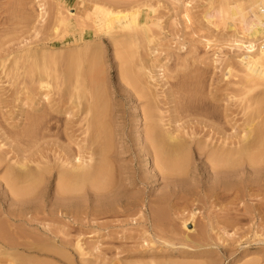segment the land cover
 <instances>
[{"label": "rangeland", "instance_id": "obj_1", "mask_svg": "<svg viewBox=\"0 0 264 264\" xmlns=\"http://www.w3.org/2000/svg\"><path fill=\"white\" fill-rule=\"evenodd\" d=\"M80 1H82L81 6H79ZM215 1L214 0L212 1L209 0H87L86 2V0L84 1L83 0H0V157L3 156L5 160L4 162L2 158H0L3 161V162L0 161V167H1L0 168V211L3 212V215L0 216L1 217L0 224L2 226L5 227L7 226L10 228L12 226L13 229L11 228L10 230L17 231V233L11 231L10 237L13 239L14 238L16 239L18 237L20 238L23 237L21 239L24 240L26 239L25 241H28L30 243L37 244L39 242L37 245H40L41 251L43 249L42 252L40 250H37L30 252V254L29 253L23 254L24 257L26 256L25 257L26 260L27 259L31 260V261L29 260L30 263L33 261L35 263L37 262L38 264H126V263H133L138 261L136 263L145 262L146 264L147 262V264H149L147 259H150L156 263L162 261V263L164 262L165 264L168 263L180 264V262H184L181 264H185V262L186 263L190 262L191 264L192 263L193 264L195 263L197 264L200 263L202 264H206V263L207 264H264V219H262L263 220L262 221L258 216L259 212L262 213L264 212V210L263 208L261 209V207L260 209L259 207H257L258 209L254 211V209L252 208L257 204V201L259 200L258 198L260 199L262 198L264 201V196L262 195V192L255 191L256 190L255 187L253 185H250L248 180L249 178L246 179L245 176H243V178L242 176L241 177L235 176L234 177L235 179L232 178L229 181L227 177H226L227 179L226 181L225 176L223 177L220 176L221 178H224L225 181L224 179L221 178L220 179L218 178L219 180L216 178L217 179L216 181L215 178L213 179V177L210 176L207 178L205 176L206 174L204 172V168H202L204 167L202 165H204L205 161L202 157H197L198 155L195 152L196 150H194L195 148L193 144L190 150V156L193 155V157L191 156L192 160L190 158V161L192 162L194 161V162L193 163L190 162V165L195 164V166L192 165L188 167V172L184 174V177L178 176L180 177L178 178L176 176L175 177L176 179H174V177L167 178V180L161 179V177H159V175L157 174L158 170L153 168V165H149V162H151L150 159L148 160L145 166H143L144 164L142 163L138 164L137 161H134L133 163L129 158L130 154L128 152H125L123 155H121V157L124 159L123 161H118L117 163L115 161L114 162L110 161V167L114 163H116V167L118 166V168L114 169L115 168L114 167L115 164H114L113 168H110L112 170H115V171L111 170L112 172H116L113 174L110 173L112 175H110L109 178L112 179L110 180L112 181L111 183L113 184L118 182L117 180L118 178H116L118 172L117 170L120 168L121 165H122L121 168H128L131 166L135 169L137 166L139 167H137L136 170H134L132 174L129 175L130 179L133 178L135 180L132 179L133 181L130 182L126 181L125 183L127 185L123 182V184L128 186L127 189L129 191H126L127 190L126 189L125 190L126 192L125 191H124L125 193L123 192V195H121V201H122L121 203L124 204L125 201L126 203L128 201L129 204L125 203L126 205H128V207L126 205H124L123 207H118L117 208L118 210L119 209L121 210V208L123 209L121 211H118L116 208H113L112 209L113 211H108L109 212V214L107 213L108 216L107 215L104 216V192H103L104 189H101L103 190L102 192L99 191L95 193L94 191L90 190V188H88L89 190L86 189L87 188L86 187L84 188L86 189V192L84 190L80 192L81 194L79 193L80 196L82 197L78 196L79 195L78 194L77 195L78 197L76 196L77 197L76 199L71 200L72 202L69 200H62L58 196V194H56V191L55 192L53 191V189L56 188V186H54L55 182L53 181L54 178L53 172L55 173L54 169L57 168L56 165L59 166L58 162L62 160L65 152L71 151L70 149L74 150V155L76 154V150H77L76 144L80 146L83 145L82 147L91 146L90 143L91 141L87 135L90 132L87 133V129L86 131L83 130L84 128H86L84 127L86 125L84 118L85 116L83 114L84 116L83 117L81 113V116L84 119L80 117L79 112L82 111L77 110L79 107L78 108L76 107L75 109L73 108L74 107L73 105H69L72 104L74 101L72 103L70 102L73 99H69L70 102L68 101V96L66 95L67 93L64 87L63 78H62V83L60 77H58L59 79L57 78L60 81L59 84L60 85L62 84L63 86L62 85L58 86L56 84L54 85L53 83H51L53 82L51 78L49 77L48 79L46 78L47 83H49L50 80V83L52 84V85L50 84L52 86V87L50 86L51 90L48 91L49 98L47 97V99H51V100H47L44 96V94L47 92V89L40 87L45 85L44 82H46V80L43 82L40 81L39 83L38 82L39 80L36 79L39 73H35V72H37V70L40 69L39 66H41L43 62H45L43 64H46V62H49L52 59L56 58L57 63H60L59 62L60 54L58 53H62V50L63 52L68 50L67 52H65L68 53L67 55L65 53H62L61 55L64 58V61L63 58H61L60 61L64 62V64H66L67 58L70 55L69 50H71L70 53L71 52L73 53L72 50H74V52L77 51L76 49H74V46L82 45L80 43H77V41L81 39L80 35H78L77 32L70 34L63 33L65 32L63 31L65 27L60 24L59 20L65 18L63 15H65L66 13L71 15L69 16L68 14H66V18H65L66 22L67 20L69 21L70 19L71 21L74 20L73 22L80 24L84 22L83 21L85 20L84 16L86 17L88 16L87 19L90 20V18L94 17L92 16L89 18V15L91 13L90 11L91 5L92 6L96 5L101 7L102 5H104L103 8L105 7V5H108L107 7L108 8L111 7L112 9V4H113V10L114 9L124 10V8L127 9L135 8L136 7L135 5H134L135 7L134 6L131 7V5L137 4L138 8L141 7L139 9L140 12L139 17L145 18L148 24L151 25L150 27H152L149 32H151V35L153 36L154 43L148 45L146 44L145 41L142 42V44L146 46L141 44L143 48L139 46L137 49L140 51H137L136 49L137 53H135V49H133L132 53L133 56L135 55L134 56L135 58L132 59L134 60L137 58V60H134V63L132 62L130 65L132 67V70H134V72L137 73L140 72L143 75L142 76L139 73V75H141V77L144 78V79L142 78L143 81L144 82L147 81V83L145 82L146 84H148L149 82L148 84L149 86L145 84L146 87L142 86V89L144 87V89L146 88V90L150 91L149 93L146 94L151 93L152 97L150 95L149 96L151 99L155 98V100L152 99L154 100L153 101L154 104H151L152 100L148 98L149 97L148 95H147L148 97H146L147 98L146 100H148V102L145 100L142 101L139 100L138 102L136 98L130 99V97L127 96L126 91H129L130 87L129 88L125 87L127 84L125 81L122 82L123 80L120 78L121 76L120 73L118 72L119 65H121L123 59L121 60V57L117 55H119V53L121 54V51L114 49V47L111 45L107 37L105 38L104 36L102 43L101 42L98 43L99 44L98 48L96 49L94 48V51L95 50L100 51V52H96V55L97 57L99 55V57L101 58L100 59L98 57V59L100 60L99 63H101L100 68L104 72L105 76L103 72L101 74V76L103 77H101L100 75L99 76L101 80L103 78V81L107 86L106 102L107 104L108 103L109 104L107 105L108 108L106 106L107 108L106 110L110 109L111 111V113L109 111L111 115H109V113L107 112V115H109L108 117L106 116V118H108L109 120L108 121L106 120L103 114L104 107H102L103 110L101 111L102 112L101 115L103 116V120L102 118L100 120L101 126H104V124H106L107 122L109 124L107 125L108 129H104V127L106 128V125L101 129H104L103 132L105 133L107 130H109L110 133L108 131L107 133H109L110 135L107 136H110V139L111 138L114 139L113 141L111 139L110 141L111 144L114 143L116 145L117 142L118 145V142H122V144L120 145H122V147L124 146L123 148H125V146L129 148L133 147L132 144H135V141L137 139V137H135L136 135H134L136 133L133 131L134 129L133 127L135 123L134 121L136 118L135 116L138 117L137 118L138 119L137 130L139 131L138 134L142 136L144 129L143 128L144 122L142 120L141 117L142 115L140 114L141 112L140 110L144 109L146 106L149 105H153L157 107L158 111L156 112L157 113L159 112L158 114H160L158 118L161 116H162L161 118H163V120H161L163 121L162 123L163 125L162 124L160 125L164 126L163 128L165 130L168 129L170 131L171 130L174 131L176 129L175 130L176 132L174 131L175 133L180 132V137L182 138L183 136L185 140L190 139V140H186L190 142L191 139L193 138L196 139V140L193 139L194 141L200 140V142H202L201 139L202 138L205 139L204 137L206 136L208 137V139L206 138L208 141L211 142L210 139H212V144L216 141V139H219V137L221 136L222 138H232L235 140L236 138H238L237 135L239 133L241 134L243 129L246 128L245 126L247 125V123L251 122L253 123L252 124L253 126L256 125L259 126V121H258L259 118L264 119V84L263 86L261 85L262 87L256 88L255 90L252 91L250 90L251 92L247 91L248 92L247 95L246 86L242 77L234 74V77L226 79V77L224 76L226 72L225 71L226 66L229 63L228 60H230V58L232 60L233 58L232 55L233 56L235 55L232 49L230 50L224 48L220 49L221 48L219 46L221 41L220 38L225 37L226 29H224L223 25L221 24V19H219L218 14L216 12ZM138 4L139 5L141 4L142 6H138ZM143 6H146L148 8L146 7L143 8ZM60 7H62L64 10ZM59 10L61 13L59 12ZM86 11H88L87 15H86ZM58 13H60V16L57 15ZM91 15L93 14L91 13ZM76 16L79 18H77ZM185 16L189 17L190 22L187 23L185 21ZM74 18H76L78 22L75 21L76 19ZM58 21L59 24L61 25L59 26L60 27L59 29L57 28ZM207 21H210L211 23H208ZM54 22L57 24L55 25ZM87 22L85 23L86 25ZM52 23H54L53 25H55L56 27L53 25L52 26L55 27L57 30L59 31L60 29L62 30L61 33L58 31L59 34L58 33L56 34V38L54 32L57 30L54 28H50L52 27L51 26ZM87 26H88L87 30H90L89 27L91 26V23H88ZM61 34H63L62 39L58 38V36L60 37ZM148 35H150V33ZM151 35L150 37H152ZM90 38H92L93 40L95 39L94 37H90ZM207 40H209L210 42L207 43L206 42ZM109 45H111V47ZM79 49L77 52H79ZM81 49L82 51L80 50V52H84V49L83 48ZM26 50L29 51L28 52L29 54L30 51L33 52V54L31 53L30 56L29 54H27ZM38 50L48 53L46 55L45 53H43L46 57L47 55L51 54L53 58L52 59L49 58L50 57L49 55L48 58L46 59L47 61H45L44 57H42L43 54L39 51L41 58L38 57L40 60L37 59V57L35 56H38V54H35L34 52L38 53ZM90 51L91 50H88L87 54ZM52 53L58 54L57 57L59 58L54 57ZM25 55H28L29 57ZM32 55L37 59L35 61L38 64L35 63L34 58H32L33 57ZM125 56L127 58L130 57L131 59L129 52H127ZM27 57L29 58L31 65L27 61L28 59ZM30 58H32L33 62L36 65H34L33 62L31 63ZM42 58L44 61H41ZM38 60L39 62H37ZM40 62L41 64L39 65ZM64 64L62 65L61 63L58 64L59 66L57 68L60 69L59 72H61L62 69L61 67ZM29 67L31 69L32 67L38 68L36 69V71L34 69L35 72L33 71V69L31 70L32 72L29 73L30 75L32 74L31 77H29L30 75L27 72L29 71L28 69H30ZM41 67L43 69V66ZM42 69L38 71L40 72V74ZM64 70L65 68L62 69V72H64ZM59 72L57 73V75L59 74ZM33 74H35L34 76L36 75L37 76L33 77ZM62 74L63 73H60V75ZM148 77L150 79H147ZM42 80H44V78ZM58 80H56L57 83ZM41 82L44 85L43 84L40 85ZM183 83H185V85ZM180 84L183 86L181 87ZM190 84H195V87H197L200 84L199 85L200 87H197L199 90L190 91L192 89H197V88H193L194 85L192 86ZM150 86L155 97L152 95L151 90L147 89V87L149 88ZM178 86H180L183 90H185L184 86L185 87L188 86L187 90L184 91L186 92V94H184V92L182 91L184 96L186 95L184 98L185 101L189 100L188 102L182 100L183 95L182 98H180V100L178 99L179 96H181V94L177 97V99L174 98L176 101L173 98L172 99L174 101L170 98V97H174L173 95H170V93L171 94L173 93L172 91L176 92L179 90ZM191 86L192 88L189 89V87ZM54 87L58 89H54ZM61 87H62L61 90L63 91L59 90ZM176 88L178 90H175ZM114 89L116 92H114ZM63 92L65 93L64 95L67 98L65 96L62 97ZM112 93H114V95ZM187 93L189 94L187 95ZM189 95H192V97ZM261 95H263V100L259 101V99H257V102L259 101V103L262 101V105L261 103L259 104L261 105V107L256 103V105L258 106L257 110H259L260 112L259 111L256 112V108L254 104L256 101H254L255 100L254 98H256V96H261ZM252 98L254 99L253 101ZM59 99L61 101L58 103ZM179 101L182 103V106L180 105L181 103H178ZM51 102H53V104ZM65 102H67V104L69 103L68 104L69 109L65 107L66 106ZM58 105L60 109L59 107H57ZM251 105H254V109H255L254 112L260 114V115L258 114L257 116L258 119L257 118L254 119V117H256L255 115H257L255 113H254L255 115L252 117L253 115V112L251 111L252 109L250 110V108L248 107ZM70 107L75 109L74 111H72V113L74 112L76 117L72 114L73 115L72 117H70L71 115L69 116L70 121H67L68 119L65 118V116H67L66 115L67 112L71 113L72 108ZM155 107H151V108H154L155 111L156 110ZM56 108H58L59 110ZM80 110H82V105L80 107ZM44 115L47 116L45 117ZM48 115H50L51 118L53 117L52 120L51 118L49 119L50 116ZM43 116H44L43 122L45 121V118H47L46 121L51 120L49 127L51 126V123L52 126L54 123V126L53 127L51 126L52 128L51 127L49 128L51 129L48 130L49 132H47L42 128ZM89 116H86L87 117L86 119H88ZM71 118L74 119L73 122H71ZM104 119L107 122L106 121L104 122ZM252 119L253 121H251ZM31 120H33V123L36 122H37L36 124H38V122L40 123L39 124L40 126H38L37 128L39 130L35 129L36 127L31 126L32 128H34L32 130L37 131V134L34 131V134H36L37 136L34 135L32 132V136H34V138L31 137L27 139L25 137H20L21 134L19 133L21 131H22L21 133H23L25 129L26 131L30 130L28 129L29 125L34 126ZM81 120L84 121L82 122ZM262 120L260 122H262ZM120 122L124 123V125L121 124ZM69 123L72 124V128L70 127V125H68ZM36 124L35 126H37ZM65 124L67 125V127L69 126V128H67ZM210 125L211 126L213 125V129L214 127L216 128V126L218 127L216 129L220 128L219 129L220 133L215 135L212 134V130H209L212 129ZM258 126H256V128ZM64 128L66 130L65 134H64L65 132ZM69 129L70 132L68 131ZM39 131H41L40 138L38 136L40 135L38 134ZM115 131L117 134L114 133ZM127 131L128 132L131 131V133H128ZM42 132H44L43 134L45 138L42 135ZM67 132L71 133L72 135L70 134L71 136L69 135L68 137ZM83 132L85 133L83 134ZM17 133L19 137L17 136ZM105 133L103 134L105 138H107L106 139L107 142L109 137H107L106 136L107 133L106 134ZM126 133L129 135V138L125 137L127 135ZM186 133L188 135H186ZM189 133L192 134L196 133L197 135L195 134L196 137H194V135L192 136ZM207 133H209V135H205ZM115 134L117 135L118 138L120 137L119 135L121 134L123 140L118 141L117 138L116 141ZM16 136L18 137V139L16 138ZM72 136L74 137L71 138ZM85 136L87 137V140L89 139V142L88 141L84 142L86 140ZM89 136L92 138L91 133ZM188 136L191 138H188ZM14 138H16L17 141ZM22 138L26 140L24 141ZM74 138H78L77 141L79 142H76ZM197 138H201V139L197 140ZM30 139L31 142L29 141ZM72 139L74 140L75 143L73 142V144H70L72 142H69V140L71 141ZM83 139L85 140L83 141ZM183 139L180 140L183 141ZM11 140L13 142L16 141L15 144L16 145L18 144L19 146L18 145L14 146V144L11 143L12 142ZM26 141L29 142L26 143ZM80 141L83 142L80 143ZM8 143L11 146L8 145ZM64 143H68L67 146ZM59 144H61L62 146L64 145L65 148L66 147L68 148L69 146L71 147H69L70 149L66 148V150H69L66 151L65 148L60 146ZM74 144L75 146H73ZM15 147H17L15 152H18L19 150L18 147H21L20 148L21 155L18 152L21 159H23L22 158L23 155L24 158L25 157L27 158L28 162H25L27 160L24 161L25 164H28L27 169L30 168L32 171H34L37 164L36 162H38L37 164L38 171L43 167L44 164H45L44 166L45 169H47L49 167L48 166V162H49L51 168L49 167L50 169L49 168L48 169L49 171L52 170L53 171L49 172L50 173V174L48 173L49 175L45 173L44 175L45 179H43L44 182L41 183L42 184L47 183L46 185L42 186V184L40 183L39 185H41V187L37 186L39 191L36 190L37 189L36 188L35 191H33L30 194L31 196L28 195L23 198L24 200L29 197L28 199H26L27 201L26 200L23 201L21 199L19 201L20 203L17 201L18 204H16L17 202H15L13 206L14 202L11 200V197L13 196L10 195L11 193H8L9 190L8 188L6 189L7 184L4 185L5 184L4 181L6 179L3 178V174H4L3 170L6 169L8 170L10 164H13L12 168L14 167L15 160L17 158L16 156H19L17 153H16L17 155L13 153V149L15 150ZM61 147L64 148L65 152L60 150L62 149ZM94 147L97 148L96 146ZM21 151L24 152L25 154L23 153L22 155ZM62 152L63 155L60 156ZM72 152L73 151H71V153ZM13 154H15V156H13ZM14 157L16 158L14 159ZM118 157L114 156L113 160L117 161L118 159H121V157L120 158ZM127 157L129 159H127ZM56 158H59L57 159V161L59 160L58 162L56 161ZM144 158L147 160V157ZM144 158L142 159L145 160ZM200 159H202L201 161L202 163L198 161ZM54 161L56 163H54ZM135 162L137 163L135 164ZM7 163H9L8 166ZM46 163H47V167H46ZM118 163H120V165ZM16 164H17V160H16ZM5 165L7 167L6 169L4 168ZM16 166L17 165H15V167ZM52 166L53 167L55 166L54 169H52L53 168ZM140 166L142 169L140 168ZM190 168L192 169V171H189L191 170ZM31 170L30 173H32ZM114 174H116V176H114ZM46 175L49 176L47 177V180L45 177ZM113 176L116 178V181L114 182L113 180L115 179L113 178ZM4 177H6V174L4 175ZM247 177H249V175ZM49 178H52L53 182ZM251 178L252 177H250V179ZM168 179H172V180L168 181ZM213 180L215 181L214 183L218 182L219 185H221L222 183L224 188L229 187L228 188L229 192L228 189L226 190L229 194L225 192V194H227L229 198L227 197L225 199L226 195L225 196L222 195L223 198L220 197L221 194H218L219 192L217 194L213 192H206V189L207 188L210 189L214 184L212 183ZM48 182L50 184H48ZM111 183L109 182L110 186ZM128 184H130V186ZM169 184H171L172 186ZM168 185L169 187L170 186L171 187L169 188ZM130 187L133 189H130ZM47 191L48 194L46 193ZM177 191L181 193H178ZM83 192H85L86 194ZM127 192L133 195H129ZM52 193L55 195L52 196ZM33 194H34V199L31 198L33 197ZM39 194H41L43 199L41 196H39ZM148 194L150 195L148 196ZM162 194L165 195L164 198L166 199L163 198ZM45 195L48 197L46 198ZM8 196L10 199L7 198ZM126 196L128 198H126ZM132 196H134L133 199H135L132 201L133 203L131 202ZM158 196L163 198L162 200L164 202H161L162 200L161 198L159 199ZM166 196H168L170 200ZM171 196L174 200L171 198ZM123 197L125 198V200L123 199ZM53 198L55 199L52 200ZM155 198H158L160 201L157 200L158 201L157 202ZM171 199L173 202L171 201ZM51 200L53 201V203H51L52 207L50 204ZM165 200L166 202L168 201V203H166ZM21 201H23V203ZM109 201L111 202L112 199L109 198L108 202ZM61 203L63 205H67L68 203L69 204L76 203L75 205L78 204L77 206H79L80 204V206L77 207V209L73 208V210L72 208H70V211H67L69 210L67 208H65V210L63 208L62 211L58 207L62 205ZM19 204H21L22 206L21 205L18 206ZM53 204L56 207L55 206L53 207ZM137 204L138 206L142 204L143 208L141 206L138 207ZM148 205L150 206L149 208L146 207ZM132 206L134 207L132 208ZM153 206L154 208L159 206L160 209L163 208L164 211L163 209H162L163 212L159 210V207H157V209H153V208L150 209ZM18 207L19 209H21L20 211L18 210ZM12 208H13V212L14 209H16V213H13L12 211L9 212L10 209L12 210ZM54 208H57L56 212L54 211L55 210ZM127 209L130 212L126 211ZM124 210L126 211V213ZM150 210L152 211L155 210V215L157 216L156 219L158 222L157 221L153 222L150 219L151 218ZM71 211L72 213L69 215V212ZM157 211H159V214ZM17 212L19 213V215ZM65 212H67L68 215ZM119 212H122L123 214H120ZM9 213H12L11 215L15 216L14 218L16 219H13V217ZM111 213L112 216H109L111 215ZM124 214L127 216H125ZM191 214L194 216L193 221H188L186 223L185 228H183L182 227L183 221L181 219L183 220H185L186 218L188 219ZM10 216L12 217V219ZM163 216L164 218H162ZM3 222L5 225L2 224ZM153 223L158 226L155 227ZM162 227L165 228L164 229L165 232L161 231L163 230ZM169 232H172V235L170 234L172 237L174 235L173 238L174 240H171L173 242L170 241L171 243L176 244L174 247H169V245L166 246L165 244H162L163 243L162 241L164 239L168 241L170 240L168 238H165L168 237L167 235H169L168 234ZM12 233H14V235L16 236H14ZM185 237H187V241H184ZM161 238L162 240H160ZM35 240H37V242ZM189 240L199 243L200 245H202V247L201 248L196 247L195 244L191 243ZM40 242H42V244ZM49 242L51 243L50 245ZM180 243H186L188 245V248L181 247ZM76 244H78L81 247L80 250L76 248ZM41 245H43L42 249H41ZM46 245L50 247H47ZM49 248H51L52 250ZM54 248L58 249L59 251L55 250L56 253H54L53 255V252H55L53 251ZM44 249H46V251H48L49 249L53 252L52 253L51 251L47 252V253H51V255L50 254L47 255L46 253H43L46 252ZM57 252L61 255H58ZM3 259L4 257L0 256L1 263H3L2 262ZM160 262L159 264H162Z\"/></svg>", "mask_w": 264, "mask_h": 264}, {"label": "bare ground", "instance_id": "obj_2", "mask_svg": "<svg viewBox=\"0 0 264 264\" xmlns=\"http://www.w3.org/2000/svg\"><path fill=\"white\" fill-rule=\"evenodd\" d=\"M209 1H212V0H209ZM81 2L82 1L79 2L80 3L79 6H81ZM86 2H87V0H86ZM88 3H90V2H88ZM215 3H216V12L218 14V17H219V19H221V24L223 25L224 29H226V35H225V37L220 38L221 39L220 44H219V46L221 47L220 49H223V48L224 49H229V50L232 49L233 52H234V55H235V56L232 55V57H233L232 60H231V58H230V60H228L229 63H228V65L226 64L227 66H226V70H225L226 72H225L224 76L226 77V79H229L231 77H234V74L237 75V76L242 77L243 78V81L245 83V86H246V94L248 95V92L247 91L255 90L256 88L262 87L263 84H264L263 83L264 82V0H216ZM95 4H97V3H95ZM134 5L137 7V4H133V5H131V7H133ZM103 6L104 5H102V7L101 6H96V5H93V6L91 5L90 11H91V13L93 15H91V13H90V15L88 13V15H89V18L92 17V16H94V17H92V18H90V20H88L87 19L88 16L87 17L84 16L85 20H83L81 18L84 22L81 21L82 23L79 22L80 24L75 23V22H73L74 20L71 21L70 19H69V21L67 20V22H66L65 18H66V14H68V13H66L65 11L64 12L66 14L65 15L62 14L65 18H62V15H61V18L62 19H60L59 21H60V24L65 27V29L63 30L65 32H63V33L70 34V33L77 32L78 35H80V37H81V39H79L77 41V43L82 44V45H75L74 46V49H76L77 51L80 48L79 49V52H77V51L74 52V50H72L73 53L72 52L70 53L71 50H69V54L70 55H69L68 58L66 57L67 58L66 64H64V62H61L60 59L63 58L61 56L62 53H65L68 50L65 51V52H63V50H62V53H58V54H60L59 55L60 56L59 62L61 63V65L64 64L63 66H65V67H63V66L61 67L62 69L65 68L64 72H62V69H61V72H59L60 69H58L57 67L59 66L58 64H60V63H57L56 58L55 59H52L53 56H51V54H49L50 55L49 58L52 59V60L50 59L51 61L48 60L49 62H46V64H43L45 62H43L42 64H41V62L39 63V65L41 64V66H43V69L39 65L38 66H39L40 69L32 67L33 71H34V69H35V71H36V69H38L37 72H35V71L34 72L35 73H39V74H40V72H38V71H40L42 69L41 74L40 75L38 74V76L36 75L37 76L36 79L39 80L38 81L39 83H40V81H42V82L45 81L46 78L48 79V77H49L53 81L51 83H53L54 85L56 84L58 86H61L62 84L61 85L59 84L60 81L58 80L59 79L58 77H60L61 83H62V78H63V83H64V87L66 89V93H67L66 95L68 96V101H69V99H73L71 102L69 101L70 103H72L74 101L72 104H69V103L68 104L69 105H73L74 106L73 108H75V109H76V107L77 108L79 107L77 110L78 111H82V112H79L80 113V117H82L83 114H84L85 117L84 116L83 117L85 118V124L87 125L86 126L84 124L85 125L84 127H86V128H84L83 130L86 131V129H87V133L90 132L91 133V136H92V138H91L89 136L90 133L87 134L88 137H89V139H90V141H91L90 142L91 143V146L82 147L83 145L80 146V145L76 144L77 150H76V154L75 155H74V150H72V149L69 148L71 146L68 145L69 146L68 148L71 151H73L72 152L73 154L71 153V151L66 150L67 147L65 148L64 145L62 146L61 144H59L60 146L64 147L66 151H69V152H65L64 151V148L61 147L62 149H60V150L64 151L65 154L63 155V152H62V154H60V156L63 155L64 157L62 158V160H60V161L58 160L59 162L57 161V159H59V158H56V161L59 163L58 164L59 166H57L56 164H54V165H56L57 168L54 169L55 166L54 167L52 166L53 167L52 169L55 170V173L53 172V174H54L53 181L55 182L54 183V186H56V188L53 189V191L54 192L56 191V194H58V196L62 200H69V201H71L73 199H76L78 196H80V194H81L80 192L81 191H84L85 190V192H86V189H88V188H90V190L94 191L95 193L96 192H99V191L102 192L103 190H101V189H104L103 192H104V216H105V215H107V213L109 214L108 211H113L112 210L113 208H116L117 209L118 207H123L124 205L129 204L128 201H127V203H126V201L125 202L123 201L124 204L121 203L122 202L121 201V195H123V192L128 188V186H126L127 184L125 182L126 181L127 182H130V181L135 180L133 178H132L133 180L130 179V176L129 175H131L132 172L134 170H136L137 167H139V166H137L135 169L133 167H131V166L128 167V168H121V166H122L121 165L120 168L117 170L118 172H117V177L116 178H118L117 179L118 182L115 183V184L111 183L112 182L111 181L112 179L109 178V177H110V175H112L113 173H116V172H112V171H115V170H112L110 168H113V165L114 164H115L114 165V167H115L114 169L118 168V166L116 167V163L118 161H123L124 160L121 157V155H123L125 152H128L130 154V157L129 158L131 159V162L134 163V161H137L138 164H140V163L144 164L143 166H145L147 164L148 160L150 159L151 162H149V165H153V168H155V169L158 170L157 171L158 172L157 174L159 175V177H161V179H164V180L166 179L167 180V178H171V177H174V179H176L175 178L176 176L177 177L178 176H183L184 177V174H186L188 172V167H190L192 165L195 166V164L190 165V162H192V161H190V158H191V156L193 157V155L190 156V150H191V146L193 144L194 145V148H195L194 150H196L195 152L198 155L197 157H202L204 159V161H205L204 162V165H202L204 167H202V168H204V172L206 174L205 176L207 178L210 176V177H213V179L214 178L215 179L216 178L217 179L218 178L220 179L221 177L225 176V179L227 177V179L229 181L232 178H234L235 176H238V177H241L242 176V178H243V176H245L246 179L249 178L248 179L249 180V183H250V185H253L255 187V189H256L255 191L262 192V195L264 196V194H263V191H264V128H263L264 127V124H263L264 122H263V120L264 119L263 118H261V119L259 118V120H258L259 121V126L256 125V126H258L257 128H256V126H253L252 125L253 123H251V122H249L250 124L247 123V125L248 124L249 125L248 126L246 125L245 126L246 128L243 129L242 133L241 134L239 133L237 135L238 136V138H236L237 140L236 139L234 140L232 138H222V136H221V137H219V139H216L215 142L217 144L215 142H214L215 144L214 143L212 144V139H210L211 140V142H210V141L207 140L208 139L207 136L204 137L205 135H209V133H207L204 136H202L205 139L207 138L206 140L203 139V138L202 139L201 138H197V140L198 139H201L202 142H200V140L194 141L193 139H195V138H193V139H191V142H190V141H186V140H190V139H186L185 140V138L183 136L181 138L179 131H178L179 133H175L176 132L175 131L176 129L174 130L175 132L173 130H171V131L168 130V129L165 130L163 128L164 126H161L160 125V124L163 123V121H161V120H163V118H161L162 116L159 117L160 119L158 118V116H160V114H158L159 112L158 113L156 112V111H158L157 107H155L153 105L147 104V105H149V106H146L147 108L145 107L144 109L140 110L141 112L139 111L140 114L142 115L141 117H142V120L144 122V125H143L144 126L143 127L144 128L143 129V135L141 134L142 136H140V134H138L139 133V131L137 130V126H138V119L137 118L138 117L135 116L136 118H135V121H134L135 123H134V127H133L134 129H133V131L136 133L134 135H136L135 137H137V139L135 141V144H132L133 147L132 148H129V147H126L125 146V148H123L124 146L122 147V145H120V144H122V142H118V145H117V142H116V145L114 143L111 144L110 141H111L112 138L110 139V136H107V135H110L109 134L110 133L109 130H107L109 133H107V131L105 130L107 134L105 132H103L104 129H108L107 128V125L109 124L106 121V120H108V118H106V116L108 117L109 115H111L110 114L111 113L110 109L109 110H106L108 108L107 105L109 104V103L107 104V102H106V99H107L106 98V96H107V93H106L107 92V86H106L105 82L103 81V78H102V80L100 78V76H101V74H102L103 71L100 68L101 67V63H99V61H100L98 59L99 55H98V57L96 55V52H100V51H98V50H95L94 51V48L95 49L98 48V45H99L98 43L99 42L102 43V40H103L104 36H105V38L107 37V39L109 40V42L111 43V45L114 47V49H116L118 51L119 50L121 51V54L122 55L118 52L119 55H117V56L121 57V60L123 59L124 61L122 60L121 65H119L118 72L120 73V76H121L120 78L123 80L122 82L125 81L126 84L128 85V86L126 85L125 87H127V88L130 87L129 91H126L127 96L130 97V99H135L136 98L138 100V102H139V100L140 101L145 100V101L148 102V100H146L147 99L146 97H148L149 95L151 96V93L150 94H146V93H149L150 91L146 90V88L144 89V87H146L145 84L147 83V81H145L146 82L145 83L143 81L144 78L141 77L142 74L139 72L141 74V75H139V73L134 72V70H132V67H131L130 64L132 62L134 63V60H137V58L134 59V60L132 59V58H135L134 57L135 55L133 56V53H132L133 49H135V53H137L136 52V49L139 46L142 47V45H144V44H142V42L145 41L146 44H148V45H150V44H152L154 42H153V36L151 35V32H149L150 29L152 28V27H150L151 25L148 24V22H147V20L145 18L139 17V13H140L139 12V9L141 7H139V8L137 7L136 8L134 6L135 8H130L129 7L130 9L124 8V10H122V9H119V10L114 9L113 10V4H112V9H111L110 6H109L110 8H108L107 7L108 5H105L104 8H103ZM138 6H142V5L141 4L140 5L138 4ZM121 7H123V6H121ZM145 7L146 6H143V8H145ZM60 8H62V7H60ZM116 8H119V7H116ZM146 8H148V7H146ZM59 12H60V10H59ZM87 12L88 11H86V15H87ZM60 13H58L57 15L60 16ZM68 15L71 16L70 14H68ZM149 17H147V18H149ZM77 18H79V17H77ZM74 19H76V18H74ZM87 20H88V22H87ZM59 21H58V26H57L58 29L60 28L59 26H61L59 24ZM75 21H77V19ZM185 21L187 23L190 22L188 16H185ZM55 22H57V21H55ZM86 22H87V25H88V23H91V26L89 27L90 30H87V27L88 26L85 24ZM207 22L208 23H211L210 21H207ZM54 23H52L51 26ZM56 24L57 23H55V25ZM55 25H53V26H55ZM53 26L50 27V28L56 29L55 28L56 26L55 27H53ZM74 29H77V30H74ZM58 31L59 30H57V31L54 32L55 38H56V34L58 33ZM59 32L61 33L62 30L60 29ZM149 33H150V35L152 37H150V35H148ZM62 35L63 34H61L60 37L58 36V38H61L62 39V37H63ZM90 37H94L96 40L94 39L95 40L94 41ZM57 40H59V39H57ZM108 40H107V42H108ZM206 42L209 43L210 41L207 40ZM111 45H109V46L111 47ZM144 46H146V45H144ZM64 48H66V47H64ZM81 48L84 49V52H80V50L82 51ZM37 49H35V50H37ZM88 50H91V51L87 54V51ZM26 51H27V54H29L28 53L29 51L28 50H26ZM33 51H34V49H33ZM39 51L40 50H38V53L34 52L35 54H38V56H35V57H37V59L41 58ZM45 51H47V50H45ZM59 51H61V50H59ZM113 51H115V50H113ZM137 51H140V50L137 49ZM40 52L42 54L45 53V52H42V51H40ZM56 52H58V51H56ZM127 52L130 53V56H131V53H132L131 59H130V57H128L129 58L128 59L125 56L127 54ZM31 53L33 54V52L30 51V54H29L30 56H31ZM46 54H48V53H45V55ZM55 54L52 53V55H54V57H57L58 54H56V56H55ZM65 54L67 55L68 53H65ZM99 54H101V53H99ZM45 55L43 54L42 57H44L45 61H47L46 59L48 58L49 55H47V57ZM25 56H28V55H25ZM117 56H116V58H117ZM35 57L34 56L32 57V58H34V61L37 60ZM114 57H115V55H114ZM32 58H30L31 59V63L33 62ZM57 58H59V57H57ZM66 58H65V61H66ZM39 60L37 62H39ZM117 60H119V59H117ZM27 61L30 64L29 58L27 59ZM41 61H44L43 58L41 59ZM63 61H64V58H63ZM35 63H36V61H35ZM35 63H34V65L38 64V63H36V64ZM99 64H100V66H99ZM139 65H142V64H139ZM32 66H33V64H32ZM234 66L236 68H238V69H236ZM139 68H140V66H139ZM32 69L31 68L28 69L29 70V71H27L28 74L30 72H32L31 71ZM102 69H103V66H102ZM141 69H142V67H141ZM234 69H236V70H234ZM58 72H59V74L57 75ZM60 73H63V74L60 75ZM103 74H104V72H103ZM31 75L29 77H31ZM34 75L35 74H33V77H36ZM104 76H105V74H104ZM42 77L44 78V80H42L43 79ZM101 77H103V76H101ZM38 78H40V79L42 78V79L40 80ZM147 79H150V78L148 77ZM56 80H58V83H57ZM42 82H41L40 85L43 84ZM51 83H50V80H49V83H47V80H46V82H44L45 85L43 84L44 86H40L39 85L40 87H43L44 89H47V92L44 94V96H45L46 99H47V97L49 95L48 94L49 93L48 91L51 90L50 89V86L52 85ZM148 84H149V82H148ZM148 84H146V85H148ZM183 84L185 85V83H183ZM190 85H192V86L194 85L193 88L200 87L199 86L200 84L197 87H195V84H190ZM142 86H144L143 89H142ZM151 86L149 88L147 87V89L151 90ZM180 86L182 87L183 85L180 84ZM180 86H178L179 90L182 89ZM192 86L189 87V89L192 88ZM187 87L188 86H186V87L184 86L185 90L182 89L181 91H179L176 88L175 90H178V91H176V92L175 91H172L173 93L172 94L170 93V95H173L174 97H170V98L171 99L172 98L173 99L174 98L177 99V97L181 94V96H179L178 99L180 100V98H182V95H183V99L182 100L185 101L184 98H185L186 95L184 96V94H186V92H184V91L187 90ZM54 89H58V88H55L54 87ZM61 89H62V87L59 90H61ZM115 89H114V92H116ZM193 90L194 91L195 90L198 91L199 89L198 88L197 89H192L190 91H193ZM61 91H63V90H61ZM182 91L184 92V94H183ZM151 92H152V90H151ZM189 93H187V95ZM64 94L65 93L63 92L62 97L65 96ZM112 94L114 95V93H112ZM152 95L154 96L153 92H152ZM170 95H168V96H170ZM150 96L148 97L150 100H152V99L155 100V98H152L151 99ZM189 96L192 97V95H189ZM261 96H256V98H254L255 100L252 98V101L253 100L256 101L254 103L255 104V108H256V112L259 111V110H257L258 106L256 105V103L258 105L261 103V105H262V101L259 103L260 100H263V95H261ZM111 97H113V96H111ZM257 99H259L258 102H257ZM47 100H51V99H47ZM154 100H152V102ZM60 101L61 100L59 99L58 103ZM169 101H170V99H169ZM173 101H171V102H173ZM188 101L189 100H187L185 102H188ZM53 102H51V103L53 104ZM67 102H65L66 103V106L65 107H67L69 109ZM152 102H151V104H154V102L153 103ZM173 103H175V102H173ZM178 103H181V102L179 101ZM52 104H50V105H52ZM59 105L57 107H59ZM81 105H82V110H80ZM180 105L182 106V103ZM186 105H187V103H186ZM261 105H259V106L261 107ZM62 106H64V105H62ZM106 106H107V108H106ZM150 106L151 107H155L156 110L154 111V108H151ZM102 107H104V111H103L104 113L103 114H104V116L106 118V120L104 119V122L105 121L107 122L106 124H104V122H103V124H104V126L106 125V128L104 126H101V121H100L101 118L103 120V116L101 115V113H102L101 111L103 110ZM248 107L250 108V110L252 109L251 110L253 112L252 117L255 114H257V115H255L256 117H254V119L255 118L258 119L257 116H258L259 113L254 112L255 111L254 105H251V106H248ZM260 107H259V109H260ZM70 108H72V107H70ZM73 108L71 109V113H68V112L66 113V115L68 116V117L65 116V118L68 119L67 121H70L69 120V116L70 115H71L70 117H72L73 115L76 117V115L74 114V112L72 113V111L75 110ZM56 109H58V108H56ZM59 109H60V107H59ZM118 109H119V107H118ZM109 111H110V113H109ZM107 112L109 113V115H107ZM252 112H251V114H252ZM81 113H82V116H81ZM119 114H120V112H119ZM123 115H124V113H123ZM44 116L42 117L43 118L42 119L43 126H42V124H41V126H42V128L44 130H46L47 132H49L48 130H51L49 128L52 126V123H51V126L49 127L50 121L52 120L53 117L51 118V116L48 115V116H50L49 119L51 118V120L46 121L47 118H45V121L43 122ZM86 116H89L88 119H86L87 118ZM116 116H118V115H116ZM83 117H82V119H84ZM121 117H123V116H121ZM58 118H57V120H58ZM73 120L74 119L71 118V122H73ZM115 120H116V118H115ZM261 120H262V122H260ZM31 121L33 123V120H31ZM40 121H41V119H40ZM81 121L83 122L84 120H81ZM251 121H253V119ZM36 123H33L34 126L33 125H29L28 126L29 127L28 129H30V130H27L26 131V129H25L23 133H21L22 132L21 131L19 133V134H21L20 137H25L27 139L28 138H31V137L34 138V136H32V132L34 134V131L35 130H32V129H34L32 127H36L35 129H37L38 126H40L39 125L40 124L39 122H38V124H36ZM65 123H66V120H65ZM35 124L37 126H35ZM121 124L124 125V123H121ZM257 124H258V122H257ZM68 125H70V127L72 128V124L69 123ZM53 126H54V123H53ZM252 126L254 127L255 130L253 129ZM66 127H67V125H66ZM102 127H104V129H101ZM210 127L212 129H209V130H212V134L215 135V134L220 133V131H219L220 128L219 129H216V128H218L217 126H216V128L214 127V129H213V125L212 126L210 125ZM67 128H69V126ZM121 129H122V127H121ZM37 130H39V129H37ZM64 130H65V128H64ZM68 131L70 132V129ZM40 132L41 131H39L38 134H40ZM35 133L37 134V131H35ZM43 133L44 132H42V135L44 136ZM65 133H66V130H65L64 134ZM84 133L85 132H83V134ZM103 133H105L106 136L109 137L110 140L108 139L107 142H106V139L107 138H105V136H104ZM114 133H116V131ZM128 133H131V131L128 132ZM36 134H34V135H36ZM46 134H48V133H46ZM67 134H68V137H69V135L71 133H68L67 132ZM116 134H115V136H116V139L115 140L117 141V138L118 137H117ZM189 134L192 135V136L194 135V137H196L195 136L196 133L195 134L189 133ZM186 135H188V134L186 133ZM17 136H18V133H17ZM17 136H16V138L18 139L19 136L18 137ZM36 136H35V138H36ZM38 136L40 138L41 137V134L38 135ZM119 136L120 137L118 138V141L123 140V137H121V134ZM189 136H188V138H191ZM73 137L74 136H72L71 138H73ZM125 137L126 138L127 137L129 138V135L127 134ZM16 138H14V139L16 140ZM44 138H45V136H44ZM131 138H132V136H131ZM140 138H141V141H140ZM14 139H13V141H14ZM22 139L24 140V138H22ZM74 139H75L76 142H79V141H77L78 138H74ZM89 139L87 140V137H86V140L83 139V141L85 140L84 142H86V141L89 142ZM180 139H183V141L180 140ZM113 140L114 139H112V141ZM13 141L11 143H13L14 146H17L18 144L17 145L15 144V142L17 140L15 142H13ZM29 141L31 142V139ZM29 141H26V143L29 142ZM218 141H219V143H218ZM67 142H68V140H67ZM69 142H72L70 144H73L74 140L73 139L71 141L69 140ZM82 142L80 141V143H82ZM64 144L67 146L68 143H64ZM8 145H10V144L8 143ZM73 146H75V144ZM94 146H96L97 148H95ZM16 148L17 147H15V150L13 149V153H15V154L17 153L18 154V152H19V154L21 155V153H20V148L21 147H18V149H19L18 152H15L16 151ZM192 150H193V148H192ZM23 153L24 152H22V155H23ZM192 153H193V151H192ZM15 154H13V156H15ZM20 155L19 156H16L18 159L16 157H14V159L16 158V160H17V164H16V160H15V165L18 166V167L16 166L18 169L15 167V165H14L15 169H14V167L12 168V165L13 164H10L11 167L9 165L10 168L8 167V170L6 169L7 168L6 165L4 166V168L6 170H3L4 171L3 172L4 173L3 174V178L6 179L4 181V183H5L4 185L7 184L6 185L7 186L6 189L8 188V190H9L8 193H11L10 195L13 196V197L10 196L11 197V200L14 202L13 203V206H14L15 202H17V201L19 202L21 199L23 200V198L26 197V196H28V195L31 196L30 194L33 191H35V189L37 188V186H40L41 187V185H39V184L41 182L42 183L44 182L43 179H45L44 178L45 173H47V175H49L50 174L49 172H52L53 171V170L52 171H49V169L51 168V166L49 165L50 164L49 162H48V166L50 167V168L48 167L49 169L48 168L45 169V167H44L45 164L43 163L44 164L43 167L41 169H39V171H38V169H37L38 168V166H37L38 162H36L37 163L36 164V167H35V170L36 171L35 170L32 171L29 167H28L29 169H27V165L28 164H25V162H28V160H27L26 157L24 158V155L22 156L23 159H21ZM114 156H116V157L120 156L122 160L121 159H118L117 161L116 160H113ZM120 157H118V158H120ZM144 157H147V160ZM0 158H2V160L5 162L3 156L0 157ZM129 158L127 157V159H129ZM142 158H144L145 160H143ZM60 159H61V157H60ZM2 160L0 159V161H2ZM25 160H27V161H25ZM191 160H192V158H191ZM110 161H113V162L115 161L116 163H114L110 167ZM198 161L201 162L202 159H200ZM137 162H135V164ZM13 163H14V161H13ZM39 163H41V162H39ZM54 163H56V162L54 161ZM124 163H125V161H124ZM8 164L9 163H7V166H8ZM118 164L120 165V163H118ZM46 167H47V163H46ZM58 167H59V169H58ZM140 168H141V166H140ZM56 169H58V170H56ZM30 170H31L32 173H30ZM189 171H192V169L189 170ZM110 173H112V174H110ZM5 174H6V177H4ZM47 175L45 176L46 177V180H47V177H49ZM248 175H249V177H247ZM114 176H116V174H114ZM114 176H113V178L115 180H113V182L116 181V178ZM185 177H186V175H185ZM250 177H252V178L250 179ZM178 178H180V177H178ZM49 179H51V181H52V178H49ZM217 179H216V181H217ZM221 179H224V178H221ZM225 179H224V181H225ZM227 179H226V181H227ZM164 180H162V181H164ZM169 180H172V179H168V181ZM56 181H57V184H56ZM141 181H143V180H141ZM109 182L111 183V186H110ZM123 182L126 185L123 184ZM175 182H177V181H175ZM179 182H180V179H179ZM214 182L215 181L213 180L212 183H214ZM46 184H42V186L43 185H46ZM48 184H50V183L48 182ZM132 184H134V183H132ZM128 185L130 186V184H128ZM169 185H171V184H169ZM169 185H168V187H169ZM221 185H222V183H221ZM221 185H219L218 182H216V183H214L212 185V187L210 189L207 188L206 189V192H213V193H216V194L219 192L218 194H221L220 197H222V195H224V196L226 195V197H225V199H226L228 197L227 194H229L228 193L229 192V189H228L229 187H225L224 188L223 185L222 186ZM134 186H136V185H134ZM84 188H86V189H84ZM46 189H47V187H46ZM130 189H133V188L130 187ZM227 189H228V192L226 191ZM36 190L39 191L38 188ZM126 191H129V190L127 189ZM230 191H231V189H230ZM41 192H39V193H41ZM85 192H83V193H85ZM225 192H227V194H225ZM46 193L48 194V191ZM53 193H52V196L55 195ZM178 193H181V192H178ZM36 194H37V192H36ZM259 194H258V196H259ZM129 195H133V194H129ZM149 195L150 194H148V196ZM178 195H180V194H178ZM39 196H41V194H39ZM172 196H171V198H172ZM41 197H40V199H41ZM47 197L48 196H46V198ZM80 197H82V196H80ZM133 197L134 196L131 197L132 200L130 199L131 202L133 200H135V199H133ZM164 197H165V195H163V198ZM166 197H168V196H166ZM7 198H9V196ZM28 198H26V199H28ZM31 198L34 199V194H33V197H31ZM109 198L112 199L111 202L110 201L108 202ZM126 198H128V197L126 196ZM158 198L160 199L161 197L158 196ZM158 198H155L156 201L157 200L160 201ZM163 198H161V200ZM26 199H24V200H26ZM33 199H31V200H33ZM42 199H43V197H42ZM54 199L55 198H53L52 200H54ZM123 199L125 200L124 197H123ZM164 199H166V198H164ZM168 199H169V197H168ZM172 199H171V201H172ZM258 199L259 200L257 201V204L252 207L254 209V211H256L258 209L257 207H259V209L261 207V209L263 208V210H264V201H263V199L262 198L261 199L258 198ZM52 200H51V202L49 201L50 204L53 203ZM23 201H21V202L23 203ZM147 201H145V202H147ZM149 201H150V199H149ZM4 202H5V200H4ZM18 202L16 204H18ZM66 202H68V201H66ZM134 202H136V201H134ZM139 202H140V200H139ZM145 202H143V203H145ZM161 202H164V201L162 200ZM165 202H166V200H165ZM132 203H130V204H132ZM154 203H155V201H154ZM166 203H168V201ZM75 204H73V203L72 204H69L68 203L67 205H63L62 204L60 206H58V205L57 206L61 210L63 208L65 210V208H67V209H69L67 211H70V208H72V210H73V208H76L77 209V207L80 206V204H79V206H77L78 204L77 205H75ZM20 205L21 204H19L18 206H20ZM149 205L146 206V207L149 208L150 207ZM54 206L55 205L53 204V207ZM126 206L128 207V205H126ZM137 206H138V204H137ZM140 206L142 207V204H140ZM140 206H138V207H140ZM51 207H52V204H51ZM133 207L134 206H132V208ZM157 207H159V206H157ZM157 207L154 208V206H153L150 209H152V208L153 209H157ZM15 208H16V206H15ZM59 208H58V210H59ZM54 209H55L54 211L56 212L57 208H54ZM162 209H160V207H159V210L162 211ZM8 210H7V212H8ZM18 210L20 211L21 209H19V207H18ZM121 210H123V209L121 208ZM121 210L119 209L118 211H121ZM11 211L13 212V208H12V210L10 209L9 212H11ZM126 211H129V210L127 209ZM126 211H125V213H126ZM163 211H164V209H163ZM150 212H151L150 213V217H151L150 219L153 222L154 221H157V219H156L157 216L155 215V210L154 211L150 210ZM157 212L159 214V211H157ZM13 213H16V209H14V212ZM65 213L67 214V212H65ZM71 213H72V211L69 212V215ZM119 213L120 214H123L122 212H119ZM9 214L11 215L12 213H9ZM2 215H3V212L0 211V216H2ZM18 215H19V213H18ZM161 215H162V213H161ZM109 216H112V213ZM125 216H127V215H125ZM258 216H259V218L261 220L264 219V212H262V213L259 212ZM12 217H13V219H16V218H14L15 216H12ZM12 217H11V219H12ZM4 218H2V219H4ZM162 218H164V216ZM193 218H194V216L191 214L188 219L187 218L185 220L181 219L183 221V223H182L183 226L182 227L185 228L186 223L188 221H193ZM0 219H1V217H0ZM161 220H163V219H161ZM2 224H4V222ZM11 224H12V222H11ZM154 226L157 227L158 225L154 224ZM11 228H12V226H11ZM11 228L10 227H7V226L6 227L5 226H2L0 224V256L4 257V259L2 261L3 263H1V260H0V264H38L37 262L35 263L33 261L30 263L29 262L30 259L29 260L27 259L28 260L27 261L26 258H25L26 256L24 257L23 254L24 253H29L30 254V252H32V251L40 250V245H37L39 242L37 244L36 243L35 244L34 243H30L28 241H25L26 239L25 240L24 239H21L23 237H21V238L18 237L16 239L15 238L13 239V238L10 237V235H11L10 233H11V231L17 233V231L10 230ZM14 229H15V227H14ZM162 229L163 230H161V231H164L165 228L162 227ZM12 234L14 235V233H12ZM168 234H169V235H167L168 237H165V238H168L170 240L168 241V240L164 239V237H163L164 240L162 241L163 243L162 242L161 243L162 244H165L166 246L169 245V247H174L176 244L171 243V242H173L171 240H174L173 239L174 238V235H173V237L171 236L172 235V232H169ZM163 235H164V233H163ZM14 236H16V235H14ZM24 238H25V236H24ZM160 240H162V238ZM35 241L37 242V240H35ZM184 241H187V237L184 238ZM189 241L191 243H194L195 246L198 247V248H201L202 247V245H200L199 243H196V242H194L192 240H189ZM40 243L42 244V242H40ZM50 244L51 243L49 242V245ZM180 246L181 247L188 248V245L186 243H180ZM42 247H43V245H41V249H42ZM47 247H50V246H47ZM52 248H53V246H52ZM76 248L78 250L81 249V247L78 244H76ZM49 249H51V248H49ZM49 249H48V251H46V249H44L46 252H43V253H46L47 255H49V254L51 255V253L53 251H55V250L59 251L58 249H55V248H54L53 251H51L52 249L51 250H49ZM42 251H43V249H42ZM50 251H51V253H47V252H50ZM54 253H56V251L53 252V255H54ZM33 254H34V252H33ZM58 255H61V254L58 253ZM147 260H148L149 264H157V263L159 264V262H160L159 261V262L156 263L153 260H150V259H147ZM127 262H129V261H127ZM136 262H138V261H136ZM136 262H133V263H126L125 262V263L126 264H145V262L144 263H136ZM160 263H162V261ZM181 263H184V262H180V264ZM146 264H147V262H146ZM185 264H191V263L190 262L189 263L188 262L187 263L185 262ZM195 264H197V263H195ZM200 264H202V263H200Z\"/></svg>", "mask_w": 264, "mask_h": 264}]
</instances>
